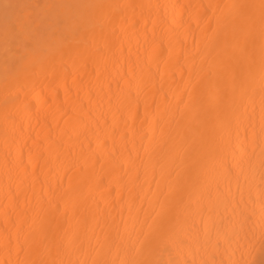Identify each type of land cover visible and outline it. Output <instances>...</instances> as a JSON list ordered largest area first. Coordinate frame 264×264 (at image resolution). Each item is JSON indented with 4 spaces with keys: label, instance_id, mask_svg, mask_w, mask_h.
Instances as JSON below:
<instances>
[{
    "label": "bare ground",
    "instance_id": "6f19581e",
    "mask_svg": "<svg viewBox=\"0 0 264 264\" xmlns=\"http://www.w3.org/2000/svg\"><path fill=\"white\" fill-rule=\"evenodd\" d=\"M0 264H264V0H0Z\"/></svg>",
    "mask_w": 264,
    "mask_h": 264
}]
</instances>
